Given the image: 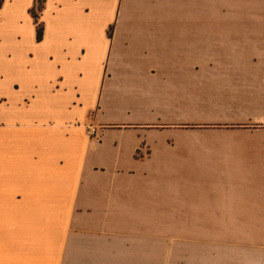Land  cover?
<instances>
[{
    "label": "crops",
    "instance_id": "crops-1",
    "mask_svg": "<svg viewBox=\"0 0 264 264\" xmlns=\"http://www.w3.org/2000/svg\"><path fill=\"white\" fill-rule=\"evenodd\" d=\"M35 2L0 9V264H264L198 235L264 216V0H47L41 42Z\"/></svg>",
    "mask_w": 264,
    "mask_h": 264
},
{
    "label": "rangeland",
    "instance_id": "rangeland-1",
    "mask_svg": "<svg viewBox=\"0 0 264 264\" xmlns=\"http://www.w3.org/2000/svg\"><path fill=\"white\" fill-rule=\"evenodd\" d=\"M41 52L37 53L35 50L27 51L26 54L20 57L21 62L25 65L35 66V67H46L48 65V60L54 55H51L46 48H41ZM247 64H259L261 58L257 57L254 53H248L246 55ZM264 59V57H262ZM105 75V78H104ZM125 74H115V73H104L100 74H87L83 79L82 90L85 94V100H95V95L98 96V101H101L100 107H103V116L101 119L105 122L115 121V112L109 110L107 102L110 101L109 95L114 92L115 98L122 96L124 90H121L120 87H123L122 76ZM130 75V74H128ZM127 77V76H126ZM126 79V78H125ZM123 79V81H125ZM126 96V95H125ZM107 104V108H106ZM126 105V104H123ZM214 105L209 104L206 99H201L199 104V112L205 113L211 109ZM244 109H248V113H255L260 106H242ZM261 123L257 122L256 126H259ZM254 125V123H253ZM208 219L209 225L215 226L222 223V220L225 218L220 216H210V217H201L200 219ZM233 219V218H232ZM256 219L257 223L251 222L252 218H247L246 222L239 223L233 222L232 224H246L245 226L234 227L238 231L230 233H199V239L205 241L219 240V241H228L230 242L231 255L234 256H260L264 257V216L262 218H253ZM260 220V221H259ZM199 224H202L201 222ZM251 224V225H250ZM226 251V250H225Z\"/></svg>",
    "mask_w": 264,
    "mask_h": 264
},
{
    "label": "trees",
    "instance_id": "trees-1",
    "mask_svg": "<svg viewBox=\"0 0 264 264\" xmlns=\"http://www.w3.org/2000/svg\"><path fill=\"white\" fill-rule=\"evenodd\" d=\"M47 0H36L33 8L31 9L30 13L35 20L36 23V30H37V41L41 42L44 38L45 33V25L41 21V14L45 8ZM5 0H0V9L3 7Z\"/></svg>",
    "mask_w": 264,
    "mask_h": 264
}]
</instances>
